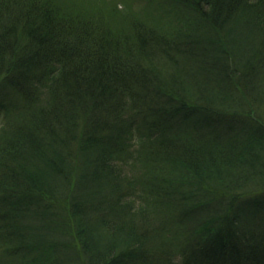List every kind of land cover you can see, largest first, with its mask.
<instances>
[{
	"label": "trees",
	"instance_id": "16d2710c",
	"mask_svg": "<svg viewBox=\"0 0 264 264\" xmlns=\"http://www.w3.org/2000/svg\"><path fill=\"white\" fill-rule=\"evenodd\" d=\"M158 3L172 35L132 41L0 0V237L18 264H264V0Z\"/></svg>",
	"mask_w": 264,
	"mask_h": 264
},
{
	"label": "rangeland",
	"instance_id": "374dc122",
	"mask_svg": "<svg viewBox=\"0 0 264 264\" xmlns=\"http://www.w3.org/2000/svg\"><path fill=\"white\" fill-rule=\"evenodd\" d=\"M51 6L59 9L65 17L69 20H99L104 25L108 26L114 34H123L130 37L129 39L134 41L135 37L133 32H148L153 33L159 37L171 36L174 30L173 16L169 9L159 4L158 0H47ZM156 10H163L164 12H154ZM254 106H251L253 115L256 116V110L264 118V105L256 102ZM0 111V128L2 127V114ZM254 121V120H253ZM255 122V121H254ZM262 128L264 129V119ZM1 131V130H0ZM252 196L257 200V205H254L255 209L252 212H258V218L251 223V230L255 229L260 223L262 217H264V191L261 192L257 189ZM175 223V222H174ZM43 222L39 219L32 220L31 226L34 230L41 232V226ZM59 219L49 224L47 230L52 234L59 231L57 225ZM174 224H171V227ZM243 225V224H242ZM250 225H247V228ZM179 232V228L175 227ZM44 232V231H43ZM34 237V236H33ZM13 246L7 243L2 237H0V264H18ZM19 253V252H16ZM30 260V257H26L25 261Z\"/></svg>",
	"mask_w": 264,
	"mask_h": 264
}]
</instances>
